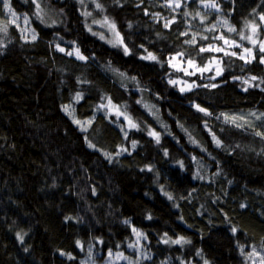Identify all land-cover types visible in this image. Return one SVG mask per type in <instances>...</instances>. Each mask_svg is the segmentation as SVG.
<instances>
[{
	"label": "trees",
	"instance_id": "obj_1",
	"mask_svg": "<svg viewBox=\"0 0 264 264\" xmlns=\"http://www.w3.org/2000/svg\"><path fill=\"white\" fill-rule=\"evenodd\" d=\"M171 1L0 0V264H264V0Z\"/></svg>",
	"mask_w": 264,
	"mask_h": 264
},
{
	"label": "rangeland",
	"instance_id": "obj_2",
	"mask_svg": "<svg viewBox=\"0 0 264 264\" xmlns=\"http://www.w3.org/2000/svg\"><path fill=\"white\" fill-rule=\"evenodd\" d=\"M170 6L175 7L176 6L175 1H171L170 2ZM209 8L211 10H216V7H208V6H206V10L209 9ZM10 15H11V20L15 24H18L19 22L22 21L23 25L26 26V21L22 20L21 18H20L21 19L20 20L19 17L14 15V14H10ZM101 28L104 29L105 33H107L106 38H104L105 41L109 42L112 45L113 44H119V37H118V35L116 34V32L112 28H110V27H108L106 25L101 26ZM219 37H221V36H219ZM99 38L102 39L103 37L102 38L99 37ZM219 40L221 42L220 46L212 45V46H210L208 48H211L212 50L220 48V49H223V51H219V52H230V53H232L231 51H232V49L234 47H239V44L234 42V41H232L231 39H227V38L224 37V39H219ZM225 40L228 41L227 44L225 43ZM259 48H260V45H259ZM244 49L245 48L241 49V53L239 54V57L244 56L243 60L245 62H248V61H250L252 59V51H251V55H249L248 53L244 52ZM70 53H71V56L79 59L78 56H77L76 51L70 52ZM79 60H83V59H79ZM170 65L175 70L181 72L184 76H187V78H189V79H191L193 76H198L202 80H206V79L210 80L211 77L210 78L206 77V75L213 74L214 77H216V76H218L220 74V65L215 60H213L210 63H207L204 67H199V66H197L196 64H194L192 62L190 64L189 61L184 60L180 55H175L172 58H170ZM171 83L173 85H175L176 87H178V89L180 91H182V92L189 91V90H191L194 87L193 83H191V82H189L187 80H184L182 78L174 79V80L171 81ZM189 85H191L192 87L189 88ZM122 118L125 119L124 117H122ZM233 118H235L234 121H238V123L241 124V126L242 125H247L249 127H251V126L255 127V122L260 119L259 114L254 113V112L230 114L229 115V119L233 121Z\"/></svg>",
	"mask_w": 264,
	"mask_h": 264
},
{
	"label": "snow or ice",
	"instance_id": "obj_3",
	"mask_svg": "<svg viewBox=\"0 0 264 264\" xmlns=\"http://www.w3.org/2000/svg\"><path fill=\"white\" fill-rule=\"evenodd\" d=\"M2 2H3V6H4V8H5L6 10H8V12H9L10 14H12L9 0H2ZM202 2H203V0H202ZM175 3H176V7H180V2H179V0H175ZM206 6H208V7H216V4H215L214 0H211V2L208 3ZM37 7H39V6L37 5ZM97 7L99 8V7H101V5L97 4ZM260 19H261V21H264V15H262V16L260 17ZM225 23H226V22H225ZM167 26H168V25L165 24V27H167ZM112 27H115V26L112 25ZM255 28H256V26H253V31H255ZM3 30H4V31H7L6 28H4ZM229 30H230V31H234L235 29H229ZM244 38H247V39H249V40H252V37H251V36H249V37H243V36H242V39H244ZM33 39H35V35H33ZM219 39H224V37L221 36V37H219ZM189 43H192V41H189ZM225 43L227 44L228 41L225 40ZM233 43H234V42H233ZM253 43L255 44V41H253ZM237 46H238V45H237ZM208 50H212V49H211V48H208V49L201 48V51H208ZM60 51H63V49H60ZM215 51H223V49L217 48V49H215ZM260 51H261V52H264V42H262V43L260 44ZM244 52H245V53H248L249 55H251V49L245 48V49H244ZM76 53H77V56H78L79 59H85L83 56H80V55H79V50H78V49L76 50ZM125 53H127V49H126V48H125ZM231 54H232V55H236V53H231ZM69 55H71V53H69ZM146 58H150V59H153V60L156 59V57H155L154 55H152L151 53H149V56L146 57ZM240 58H241V59H244V56H241ZM189 63L191 64V61H189ZM261 63H264V58L261 59ZM251 79H252V80H255L256 77H251ZM247 82H248V81H245V83H247ZM173 83H174V82H173ZM215 86H216V85H212V87H215ZM191 87H192V86L189 85V88H191ZM77 99H79V96L77 97ZM109 103H111V101H109ZM196 107H197V109H198L199 111H201V112H205L206 115H209V113H207L205 109L200 108L198 105H197ZM66 110H67V108H66ZM125 119H128V120H129V124H130L131 127H133V128L137 127V125H136L135 123L131 122L130 118L125 117ZM234 119H235V118H233V122H234ZM75 122L78 123V124L80 123L79 121H75ZM237 126L239 127L240 125H237ZM148 134H149L150 136L155 137L156 140H157V143H159V135H158L157 133H155V132H153V131H149ZM257 135H261L262 137H264V133H257ZM213 140L215 141V143L217 144V146H221V141H220L219 139H217L215 136H213ZM89 146L92 147L93 145L90 144ZM133 147H135V144H133ZM105 155H107V154H105ZM171 198H172V197L169 196V199H171ZM18 235H19V234H18ZM19 238H20V239H23V237H19ZM182 239H183V238H181V240H182ZM165 243H167V241H165ZM173 243H180V240L173 241Z\"/></svg>",
	"mask_w": 264,
	"mask_h": 264
},
{
	"label": "bare ground",
	"instance_id": "obj_4",
	"mask_svg": "<svg viewBox=\"0 0 264 264\" xmlns=\"http://www.w3.org/2000/svg\"><path fill=\"white\" fill-rule=\"evenodd\" d=\"M74 51H75V50H71V51L67 52V55L70 56V57H72V58H75V57L69 55L70 52H74ZM75 59H77V58H75ZM80 262H81L82 264H87V258L84 257V258L80 259Z\"/></svg>",
	"mask_w": 264,
	"mask_h": 264
}]
</instances>
